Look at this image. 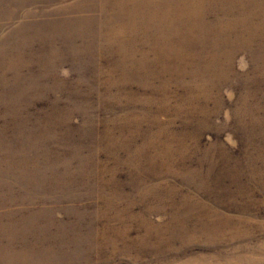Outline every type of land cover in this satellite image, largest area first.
<instances>
[{"label": "rangeland", "instance_id": "374dc122", "mask_svg": "<svg viewBox=\"0 0 264 264\" xmlns=\"http://www.w3.org/2000/svg\"><path fill=\"white\" fill-rule=\"evenodd\" d=\"M0 264H264V0H0Z\"/></svg>", "mask_w": 264, "mask_h": 264}]
</instances>
